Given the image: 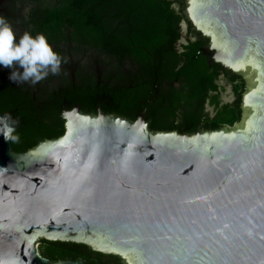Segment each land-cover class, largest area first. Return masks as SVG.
Returning a JSON list of instances; mask_svg holds the SVG:
<instances>
[{
  "label": "water",
  "instance_id": "obj_1",
  "mask_svg": "<svg viewBox=\"0 0 264 264\" xmlns=\"http://www.w3.org/2000/svg\"><path fill=\"white\" fill-rule=\"evenodd\" d=\"M186 5L208 62L249 83L238 127L181 134L77 110L61 137L16 152L0 112V260L86 264L42 256L45 238L123 264H264V0Z\"/></svg>",
  "mask_w": 264,
  "mask_h": 264
},
{
  "label": "trees",
  "instance_id": "obj_2",
  "mask_svg": "<svg viewBox=\"0 0 264 264\" xmlns=\"http://www.w3.org/2000/svg\"><path fill=\"white\" fill-rule=\"evenodd\" d=\"M174 4H178L181 10H177ZM182 10L184 0H0V18L11 24L17 34V42L26 31L33 36L43 33L54 51L62 57L69 58V54L75 52L97 56V62L104 66L102 72L89 65L88 71L83 72V63H80L76 71L80 86L77 92L69 90V98L81 102L95 94L98 75L102 76L101 81L106 83L102 85L108 91L114 93L115 90L117 93L118 85L114 81L123 76L124 60L128 57L135 63L148 65L146 63L153 52L171 49L172 42L181 37V22L186 20L191 26ZM200 45L201 42L183 45L185 52L182 55L186 54V65L192 68L188 76L193 99L205 98L207 90H216L218 83L215 80L220 74L210 71V64L202 54ZM176 55L178 57L180 53ZM67 64L62 62L59 75L49 74L38 82L42 86L45 83L48 85L47 90L41 87L39 102L33 97L38 83L13 82L11 73L19 66L14 69L0 64V111L14 109L24 122L22 128L14 131L11 137L13 151H26L37 145L40 139L58 138L66 132L55 111L56 106L50 103V99L55 101L58 95L49 91L51 87L57 89L58 78L61 77L60 83L72 85ZM223 72L234 83L236 100L222 106L214 127L233 126L240 121L242 114L240 100L245 88L244 79L226 69ZM115 100L120 104L119 112H124L125 107L137 102V95L117 96ZM44 101L48 102L47 105L42 103ZM213 101L219 102L217 96ZM40 109L44 110L41 112ZM46 117L56 125L47 124L44 120ZM150 126L153 130L163 129L153 123ZM38 132H42L39 137L36 136ZM39 251L52 262L82 259L86 264H123L120 255L96 251L85 243L74 241L43 238Z\"/></svg>",
  "mask_w": 264,
  "mask_h": 264
},
{
  "label": "flooded vegetation",
  "instance_id": "obj_3",
  "mask_svg": "<svg viewBox=\"0 0 264 264\" xmlns=\"http://www.w3.org/2000/svg\"><path fill=\"white\" fill-rule=\"evenodd\" d=\"M174 6L177 10H181V7L178 4H174ZM186 6V0H184V10L182 11L191 22V26L186 20L182 21L181 26L183 24L186 26L185 33L182 29L181 37L175 42H172L171 49L153 52L152 58L146 63L148 65H143L141 62L135 63L129 59L130 57L127 58L128 60L125 59L122 71L123 76L119 77V80L122 81H114L115 84L118 85L117 93L115 90L114 93L108 91L107 88H105V85H102L106 84L101 81L102 76L98 75L99 82L97 90L95 94L90 95L91 97H89V99L81 102L69 98V90L72 89L77 92V88L80 86L76 75L80 63H83V72L88 71L89 66L94 70L96 69L101 72L104 67L97 62V56L92 53L82 54L75 52L69 54L67 68L72 75V85L64 82L60 83V79H62L61 77L58 78L57 89L54 90L51 87V91H49L56 96L58 95L55 101L50 99V103L53 104V106H56L55 111L58 113L59 120L64 126V129H67L66 123L69 116L76 115L77 110L90 114H115L135 121L145 120L150 128L151 123L158 128H163L154 131H170L181 134H195L227 126L222 125L214 127L213 125L218 121V114L220 113L222 106L225 103H231L236 100L234 89V97L231 101H224L222 98L225 86L220 83L221 78H225L231 83L232 88L234 84L228 80L226 73L223 71L226 69L235 75L241 77H243V75L238 74L229 66H226L225 63L221 59L219 60L216 56L211 64L208 62L211 53L207 52V54H205L202 48L210 46L212 44V39L205 35L200 29H198L197 25L191 21L188 12L186 11ZM191 42H201L202 45H200V49L202 54L206 57L207 62L210 64V71L213 72V74L216 73V71L220 72L215 80L218 83V88H216V90H207L204 94L207 96L205 98H203V96L194 99L191 98L192 90L188 74L192 68L186 65V54L182 55L185 52L183 45ZM216 49L217 48L215 47L212 50L215 51ZM179 53L180 56L177 57L176 54ZM109 67L111 68L110 65ZM243 79L245 88L242 91L240 100V106L242 109L241 119L245 112L242 97L244 92L249 89V83L245 80V77H243ZM109 84L112 85V83ZM37 86L33 97L39 102L38 96L42 92L41 87L47 90L48 85L45 83V85L42 86L41 83H38ZM128 94L131 96L136 94L137 102L133 106L125 107L124 112H119L120 104L116 102L115 97H126ZM216 96L219 102L213 101ZM42 103L47 105L48 102L44 101ZM42 110L44 109H40L41 112ZM2 113L9 114L11 123L16 126L15 131L19 130L24 125L23 120L15 114L14 109H9ZM37 116L40 118L45 117V115ZM192 118H194V120L190 121ZM44 120H46V123L51 126L56 125V123L52 122V119H48V117ZM41 135L42 132L36 133V136L38 137ZM44 139H40L39 142Z\"/></svg>",
  "mask_w": 264,
  "mask_h": 264
},
{
  "label": "clouds",
  "instance_id": "obj_4",
  "mask_svg": "<svg viewBox=\"0 0 264 264\" xmlns=\"http://www.w3.org/2000/svg\"><path fill=\"white\" fill-rule=\"evenodd\" d=\"M62 62L68 63V58L54 51L46 35L39 33L33 36L26 31L17 42V34L11 24L0 18V64L14 69L19 66L11 73L13 82L35 85L49 74L59 75ZM0 264L8 262L0 260Z\"/></svg>",
  "mask_w": 264,
  "mask_h": 264
},
{
  "label": "rangeland",
  "instance_id": "obj_5",
  "mask_svg": "<svg viewBox=\"0 0 264 264\" xmlns=\"http://www.w3.org/2000/svg\"><path fill=\"white\" fill-rule=\"evenodd\" d=\"M182 29H183V32L185 33V31H186V26H185V24L182 25ZM252 74H253V75H257V71H256V70H253ZM220 83H221L223 86H225L224 92H223V94H222V98H223V100H224V101H231V100L233 99V97H234V96H233L234 94H233L232 84L229 83L225 78H221ZM238 125H239V123H236V124L234 125L233 128H234V129L237 128Z\"/></svg>",
  "mask_w": 264,
  "mask_h": 264
},
{
  "label": "bare ground",
  "instance_id": "obj_6",
  "mask_svg": "<svg viewBox=\"0 0 264 264\" xmlns=\"http://www.w3.org/2000/svg\"><path fill=\"white\" fill-rule=\"evenodd\" d=\"M219 56V55H218Z\"/></svg>",
  "mask_w": 264,
  "mask_h": 264
}]
</instances>
